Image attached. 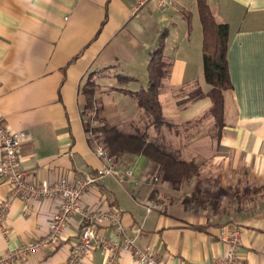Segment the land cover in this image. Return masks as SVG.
<instances>
[{
    "label": "crops",
    "instance_id": "obj_1",
    "mask_svg": "<svg viewBox=\"0 0 264 264\" xmlns=\"http://www.w3.org/2000/svg\"><path fill=\"white\" fill-rule=\"evenodd\" d=\"M206 1L215 20L229 28L231 85L223 92L221 129L212 117L197 121L211 107L209 97L188 99L195 88L210 89L196 0H148L137 10L135 0H0V120L26 132L18 157L30 181L94 175L104 161L88 138L82 87L92 74L94 101L102 108L93 126L103 121L126 132L141 129L136 99L120 89L133 93L147 86L150 53L164 32L170 70L158 97L165 118L183 128L179 136L165 134L197 172L173 187L151 179L156 164L142 155L110 156L117 169L129 168L133 175L103 176L83 194L82 204L118 210L135 245L169 264H211L226 251L220 232L238 224L239 260L264 264V192L240 199L248 187L264 184V0ZM117 75L135 80L120 84ZM148 132L155 135L153 127ZM8 193L0 176V203ZM148 200L163 203V209L148 211ZM58 203L57 197L10 199L0 222V255L45 237ZM79 232L75 216L57 247L10 264H66ZM80 264L105 260L94 248ZM114 264L136 263L123 252Z\"/></svg>",
    "mask_w": 264,
    "mask_h": 264
},
{
    "label": "built area",
    "instance_id": "obj_2",
    "mask_svg": "<svg viewBox=\"0 0 264 264\" xmlns=\"http://www.w3.org/2000/svg\"><path fill=\"white\" fill-rule=\"evenodd\" d=\"M148 0H135L134 10L142 7ZM162 4L166 2L162 1ZM26 132L10 129L0 120V176L9 186L8 199L0 203V222L2 221L9 200L20 197L26 202H36L57 197L58 208L53 214L48 232L45 237L22 245L7 249L0 255V264H10L26 255L35 253L40 249H54L62 239L64 230L72 219L79 218L80 232L78 241L70 249L66 264H80L82 259L92 249L97 248L105 260V264H114L123 252H128L134 258L136 264H169L164 262L152 249L138 248L132 236L127 233L120 220L118 210H107L99 207H85L82 204L83 194L105 175L130 177L132 170L117 169L113 165V159L97 141L92 142V147L97 156L103 161V166L94 175L70 181L58 178L53 182L42 180L30 181L25 172L19 166V147L26 140ZM155 182L158 177L152 176ZM147 210L163 209V203L154 200L146 202ZM103 227L112 229V236H105L99 232ZM135 233L139 228L134 229ZM241 227L238 224H230L220 232L219 239L226 245L224 254L214 259L211 264H247L239 260V247Z\"/></svg>",
    "mask_w": 264,
    "mask_h": 264
},
{
    "label": "trees",
    "instance_id": "obj_3",
    "mask_svg": "<svg viewBox=\"0 0 264 264\" xmlns=\"http://www.w3.org/2000/svg\"><path fill=\"white\" fill-rule=\"evenodd\" d=\"M199 21L202 27V68L203 77L210 85L208 92L195 88L188 96L189 100L202 97L211 99V107L198 119L212 117L218 129L223 125V92L230 88L231 81L227 66V49L229 28L226 23H218L206 0H196ZM187 23L190 21L189 13L183 14ZM165 33L163 32L156 47L150 53L147 64L148 82L145 88L130 93L136 99L137 106L142 112V127H135L134 131L126 132L116 125L107 122L99 126H93L92 120L99 118L102 111L101 105L94 101L95 83L90 74L82 87L85 95L84 108L88 113L86 130L89 132V141L100 143L109 156L118 157L123 154H139L146 159L155 162V176L159 179L169 181L173 187L178 186L183 180L190 179L197 169L193 161L186 162L179 151L171 148V141L167 134L176 136L182 126L168 121L162 111L159 100V90L162 80L168 75L170 62L163 55ZM117 81L125 84L135 80L134 77L117 75ZM119 90V89H118ZM91 116V117H90ZM196 121V122H197ZM188 124V123H187ZM153 127L155 135L151 136L148 129ZM262 187V186H261ZM257 191V189H255Z\"/></svg>",
    "mask_w": 264,
    "mask_h": 264
},
{
    "label": "rangeland",
    "instance_id": "obj_4",
    "mask_svg": "<svg viewBox=\"0 0 264 264\" xmlns=\"http://www.w3.org/2000/svg\"><path fill=\"white\" fill-rule=\"evenodd\" d=\"M183 128H180L179 131H181ZM181 134H183V132L181 131ZM262 186V187H261ZM255 189H257V191H255ZM244 193L240 196V199L244 198L247 194V196H252V195H256L257 193H263L264 192V184H257V185H253L252 187H248L247 191H243ZM241 199V200H242Z\"/></svg>",
    "mask_w": 264,
    "mask_h": 264
}]
</instances>
